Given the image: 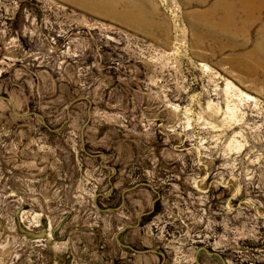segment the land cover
<instances>
[{
    "label": "rangeland",
    "instance_id": "1",
    "mask_svg": "<svg viewBox=\"0 0 264 264\" xmlns=\"http://www.w3.org/2000/svg\"><path fill=\"white\" fill-rule=\"evenodd\" d=\"M245 4L0 0V264H264Z\"/></svg>",
    "mask_w": 264,
    "mask_h": 264
},
{
    "label": "bare ground",
    "instance_id": "2",
    "mask_svg": "<svg viewBox=\"0 0 264 264\" xmlns=\"http://www.w3.org/2000/svg\"><path fill=\"white\" fill-rule=\"evenodd\" d=\"M86 2L88 1V0H85ZM92 1V0H91ZM243 2H246V4H245V6H248V8L249 7H251V5H254V3L255 2H257V1H263V0H242ZM94 2V1H93ZM106 2V1H105ZM263 5V4H262ZM261 5V6H262ZM261 6H260V9H261ZM243 7V6H242ZM250 11V10H249ZM261 11V10H260ZM252 12V11H251ZM261 14V13H260ZM246 16V15H245ZM263 30H264V28H263Z\"/></svg>",
    "mask_w": 264,
    "mask_h": 264
},
{
    "label": "water",
    "instance_id": "3",
    "mask_svg": "<svg viewBox=\"0 0 264 264\" xmlns=\"http://www.w3.org/2000/svg\"><path fill=\"white\" fill-rule=\"evenodd\" d=\"M33 235L34 236H37V237H48L49 238V235L46 232H41V233L33 234Z\"/></svg>",
    "mask_w": 264,
    "mask_h": 264
}]
</instances>
